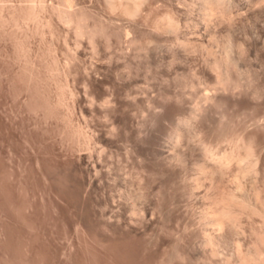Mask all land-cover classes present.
I'll return each instance as SVG.
<instances>
[{"label":"rangeland","instance_id":"obj_1","mask_svg":"<svg viewBox=\"0 0 264 264\" xmlns=\"http://www.w3.org/2000/svg\"><path fill=\"white\" fill-rule=\"evenodd\" d=\"M204 1L0 0V264H264V0Z\"/></svg>","mask_w":264,"mask_h":264},{"label":"bare ground","instance_id":"obj_2","mask_svg":"<svg viewBox=\"0 0 264 264\" xmlns=\"http://www.w3.org/2000/svg\"><path fill=\"white\" fill-rule=\"evenodd\" d=\"M127 1H130V2H133V1H137V0H127ZM139 1H141V0H139ZM206 1V2H205ZM203 3H205V7L207 8L208 6L211 8V5H213V4H215L217 7H218V9L216 8V10H218L217 12L219 13L218 15H219V17L217 16V19H220V17L222 18L223 17V15L226 13L227 14V12L229 13H231L232 12V5H231V3L230 2H228V4H227V6H225L226 5V0H205ZM136 3V2H135ZM134 4V3H133ZM210 4V5H209ZM134 6V5H133ZM214 7V5L212 6V8ZM209 8V9H210ZM217 15V14H216ZM226 16V15H225ZM224 16V17H225ZM228 17H229V15H228ZM226 18V17H225ZM231 19V18H230ZM232 20V19H231ZM209 21H210V19H209ZM208 21V22H209ZM211 23V22H210ZM220 23V22H219ZM230 23V22H229ZM206 24H209V23H206ZM207 26V28L209 27L208 25H206ZM215 26V25H214ZM212 60V59H211ZM232 63H233V60L232 59H228V57L226 56V58H224L223 60H218V59H214L213 60V62L211 63V65H209L210 67H212V69H214V70H217V71H219L218 73H221V71L222 70H224V72H222V73H224L223 75H225L226 76V78L227 79H230V74L231 73H229V71H230V67H231V65H232ZM208 66V67H209ZM221 70V71H220ZM216 71V72H217ZM218 73H217V75H218ZM222 73H221V75H222ZM221 75H219L220 77H221ZM219 77V78H220ZM208 149V148H207ZM207 149L205 150V152L207 151ZM248 151V150H247ZM246 151V156L247 157H249V155H252L251 154V152H247ZM208 152V151H207ZM210 152V151H209ZM210 153H212V152H210ZM236 154V153H235ZM235 154H233V153H231L230 155H226V156H224V154H223V156H221V157H223V159L221 160V159H218V164H217V162H216V164L220 167L221 166V164H224V166L226 167V163H227V165H228V162L230 161V159L232 158V160H233V158L235 159V160H238L237 158H239L240 156H239V154H238V156L239 157H236V155ZM210 156V154L208 153V157ZM207 157V158H208ZM213 157H215V156H213ZM212 157V158H213ZM220 156L219 157H217V158H221ZM210 158H211V156H210ZM209 158V159H210ZM211 158V159H212ZM216 158V157H215ZM217 158H216V160H217ZM245 158V157H244ZM210 159V160H211ZM214 159V158H213ZM229 160V161H228ZM240 160L242 161L243 160V157L242 158H239V161L238 162H240ZM252 160V159H251ZM214 161V160H213ZM212 161V162H213ZM255 161V160H254ZM220 163V164H219ZM230 163V162H229ZM216 164H213V165H216ZM224 166H223V168H224ZM207 168V167H206ZM215 168V167H214ZM217 168V167H216ZM222 168V167H221ZM220 169V168H219ZM253 169V167H250V168H248V171H251ZM217 170V169H216ZM221 170V169H220ZM224 170V169H223ZM253 170H255V169H253ZM211 171V170H210ZM222 172V171H221ZM219 173V172H218ZM223 174V173H222ZM218 176V175H217ZM199 180V179H198ZM199 181H201V180H199ZM198 186V185H197ZM194 194V193H193ZM252 199H256L255 201L256 202H253V200ZM250 198V200H249V202H245V200L243 201H241L240 199H237L236 198V195L234 196V195H231V196H229L228 197V200H229V202H228V204H230V205H233V206H235V205H237L238 206V208L240 209V210H244L245 211V209L249 212V213H252V214H255V213H259V212H263L264 211V202L262 201V200H258V197L257 198ZM238 209V210H239ZM234 210L233 209H227V207H225V209H222L221 211H220V213L219 214H216L215 215V217H214V222H216L215 224H216V226H217V228H219V226H221L220 228H221V232L222 231H224V230H222V228H223V226H227L228 224H235L236 225V222L238 221V215H239V213H238V211H237V213H235V212H233ZM214 214V213H213ZM209 216V215H208ZM212 222H213V218H212ZM210 223V222H209ZM205 224H207V223H205ZM233 224V225H234ZM238 224V223H237ZM219 225V226H218ZM206 226V225H205ZM229 226V225H228ZM213 227V226H212ZM233 227V226H232ZM236 227V226H235ZM228 228H230V226L228 227ZM234 228V227H233ZM216 229V228H215ZM225 229V228H224ZM219 230V229H218ZM231 231V230H230ZM218 232H220V230L218 231ZM220 232V233H221ZM225 233V232H224ZM222 234V233H221ZM215 235V234H214ZM203 238V237H202ZM206 238V237H205ZM214 238L213 237H209L206 241H207V243L208 242H211L212 243V240H213ZM223 239V238H222ZM238 241V240H237ZM207 246V245H206ZM211 253V252H210ZM215 253V252H214ZM219 253V252H218ZM221 253V252H220ZM208 255H209V253H208ZM207 255V256H208ZM220 256V255H219ZM230 258V257H229ZM229 264V263H228Z\"/></svg>","mask_w":264,"mask_h":264}]
</instances>
